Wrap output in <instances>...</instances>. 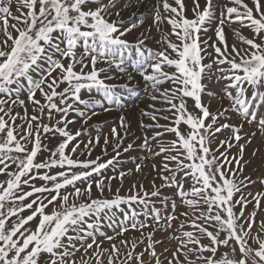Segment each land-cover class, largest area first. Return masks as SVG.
<instances>
[{
  "label": "snow or ice",
  "instance_id": "obj_1",
  "mask_svg": "<svg viewBox=\"0 0 264 264\" xmlns=\"http://www.w3.org/2000/svg\"><path fill=\"white\" fill-rule=\"evenodd\" d=\"M0 264H264V0H0Z\"/></svg>",
  "mask_w": 264,
  "mask_h": 264
},
{
  "label": "rangeland",
  "instance_id": "obj_2",
  "mask_svg": "<svg viewBox=\"0 0 264 264\" xmlns=\"http://www.w3.org/2000/svg\"><path fill=\"white\" fill-rule=\"evenodd\" d=\"M109 119H111V118H109ZM135 131V130H134ZM129 167H132V165L131 164H129Z\"/></svg>",
  "mask_w": 264,
  "mask_h": 264
}]
</instances>
